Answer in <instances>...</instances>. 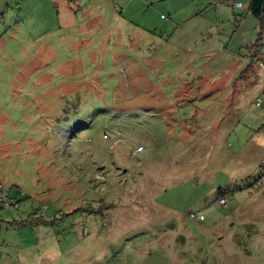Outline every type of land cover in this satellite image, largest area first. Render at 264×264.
Wrapping results in <instances>:
<instances>
[{
  "label": "rangeland",
  "instance_id": "1",
  "mask_svg": "<svg viewBox=\"0 0 264 264\" xmlns=\"http://www.w3.org/2000/svg\"><path fill=\"white\" fill-rule=\"evenodd\" d=\"M121 1L74 44L0 22V264H264V26Z\"/></svg>",
  "mask_w": 264,
  "mask_h": 264
},
{
  "label": "crops",
  "instance_id": "2",
  "mask_svg": "<svg viewBox=\"0 0 264 264\" xmlns=\"http://www.w3.org/2000/svg\"><path fill=\"white\" fill-rule=\"evenodd\" d=\"M27 0H2L0 4V8L2 9L0 13V22H8V19H14L16 22V25L20 22H30L32 23H38L39 25L44 26V30H46V26H52V29H47L46 35L53 34L55 36V39H62V37L56 38L57 32H70L69 40H71V43H75V32L79 33L81 29V24L88 29H92L94 19L90 18V13L93 14L94 11H91V8H100L102 9L101 5H106L107 3H111L110 7L113 11L118 12V8L120 9V13L123 14L128 7H130L126 2H123L121 0L114 1V0H107V3L100 2L97 5L91 4L92 0H87V5L89 7L85 8L83 12H80V1L81 0H28L31 1V6L26 7ZM245 2L244 11H246L249 0H242ZM153 3L150 4L149 3ZM155 1L153 0H139L137 5H141V7L146 8H140V9H155L154 8ZM241 8L242 4L240 3ZM91 5V6H90ZM93 5V6H92ZM100 6V7H99ZM26 7V10L24 9ZM118 7V8H117ZM24 9V10H23ZM157 10V9H155ZM45 15H50L45 16ZM82 15V19L79 21V16ZM14 22V24H15ZM49 24V25H48ZM53 24L55 26H53ZM78 28V29H77ZM149 30L150 26L147 25L145 27ZM75 45H73L74 47ZM73 51V49H72ZM116 53V52H114ZM112 55V52L110 53ZM114 56V55H113Z\"/></svg>",
  "mask_w": 264,
  "mask_h": 264
},
{
  "label": "trees",
  "instance_id": "3",
  "mask_svg": "<svg viewBox=\"0 0 264 264\" xmlns=\"http://www.w3.org/2000/svg\"><path fill=\"white\" fill-rule=\"evenodd\" d=\"M223 1H227V0H223ZM246 13L251 15L255 20L258 21L259 29L264 26V0H249L248 6L246 9ZM256 105H258V104H256ZM223 195H224V192H221L220 190H218L217 198H219ZM217 205H219V204L217 203ZM190 214H194L197 217L201 216L202 220H193L189 217ZM31 219L35 220L39 224L44 223V219L42 217H36L35 219L34 218H31ZM188 219L195 222V223H198V224H203L205 221V217L203 214L194 213V212L188 213Z\"/></svg>",
  "mask_w": 264,
  "mask_h": 264
},
{
  "label": "built area",
  "instance_id": "4",
  "mask_svg": "<svg viewBox=\"0 0 264 264\" xmlns=\"http://www.w3.org/2000/svg\"><path fill=\"white\" fill-rule=\"evenodd\" d=\"M234 7H235V8H241V4H240V3H235V4H234ZM262 64L264 65V63H262ZM2 197H3V198H2ZM0 203H1V204H4L3 206H8V205H10V204L13 205V202H10V204H8L9 201L7 200V194H3V195L0 196ZM217 203H218L219 205H224V200H223V199L218 200ZM189 217H190L191 219H193V220H202V217H201V216L197 217V216L194 215V214H190Z\"/></svg>",
  "mask_w": 264,
  "mask_h": 264
}]
</instances>
